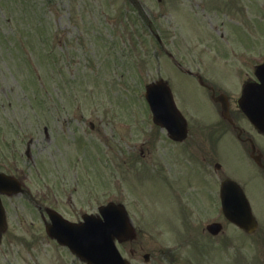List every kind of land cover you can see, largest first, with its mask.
<instances>
[{
    "label": "rangeland",
    "instance_id": "obj_1",
    "mask_svg": "<svg viewBox=\"0 0 264 264\" xmlns=\"http://www.w3.org/2000/svg\"><path fill=\"white\" fill-rule=\"evenodd\" d=\"M166 51L236 100L253 65L264 60V0H0V167L8 162L21 167L39 201L53 194L61 198L68 183L59 171L71 178L77 171L81 204L76 212L95 209L83 201L94 188L97 206L122 200L140 230L143 251L150 253L147 263L140 255L132 264H258L264 256L238 251L231 240L236 232L218 239L199 235L198 225L220 219L216 198L195 191L203 208L193 209L195 198L189 201L185 192L165 183L171 170L186 162L149 119L144 84L171 78L176 105L192 108L188 119L196 116L192 124L205 135L211 111L207 96L173 67ZM126 121L135 125L125 129ZM30 137L27 161L19 154ZM218 138L211 142L217 145ZM226 144L230 147V141ZM203 149L213 154L203 169L217 181L210 172L219 152L213 146ZM228 153L231 159L222 160L227 174L249 176L244 160L231 149ZM234 163L242 175L233 173ZM190 181L198 184L193 175ZM245 190L252 204L254 198L264 200L261 186ZM209 191L215 196L211 183ZM180 197L193 210L181 213ZM260 205L264 213V201ZM58 208L73 216L65 201ZM15 213L26 219L10 220L0 264H72L66 249L47 241L34 209L24 206ZM180 217L194 221L188 235Z\"/></svg>",
    "mask_w": 264,
    "mask_h": 264
},
{
    "label": "flooded vegetation",
    "instance_id": "obj_2",
    "mask_svg": "<svg viewBox=\"0 0 264 264\" xmlns=\"http://www.w3.org/2000/svg\"><path fill=\"white\" fill-rule=\"evenodd\" d=\"M207 87L208 89L214 91L216 95L222 94V90L217 85L211 86L208 84ZM228 112H229L230 121L228 120L229 122H227L225 121L226 119H224L223 117H220L222 120L220 121L221 123L219 122L220 124L218 123L220 125V128L216 130L222 135L228 134L230 136L228 139V141H230V147L228 144H226V140L222 138L224 136H219L221 137L220 138L221 143L220 144L217 143L216 145L215 143L210 142L209 138L199 137L200 136L199 132L197 133L192 132L191 127H188V132H189L188 138L182 141L181 143L174 142L169 139L166 140L170 142L171 145H174L176 149L178 150V151L174 150L173 156L175 155L177 151L178 157L183 159V162H186V166H182L180 167V169L178 168H176L175 170L172 169L170 177L168 180H165V183L169 187L173 186V190L177 193L185 192V194L190 197L189 201H191V198H195V205L193 209L198 208V206L203 208L202 203L196 198L194 194L195 191H196L195 193H197V191H202L203 197L205 194H207L208 196H210V200L212 199L214 200V198H216L217 205L215 207L220 209V199L218 197L219 190L221 187V183L226 179H231V180L233 179L239 185H241L244 190L246 186H248V188L253 187V189H255L256 186H261V189H264V168H263L264 167V143L261 142V139H264V137L256 134L257 132L247 122V120L242 116L239 109L231 105V99L229 100ZM216 124L217 123H214V126ZM193 129L199 131V129L197 128V125H195ZM252 144L255 149H252ZM205 146L207 149H208V146H213L214 150H217L219 152V154L216 153L215 155L217 158L219 157L218 161H215L213 163L212 172H210L212 173L211 174L212 176L218 175L219 178L217 181L215 179H212L211 181L210 174L204 171L205 168L203 169L204 166L202 165V163L203 162L206 163L208 159L212 158L213 156V154L212 156H210L208 152L205 149H203ZM230 149L233 152L231 153L232 156L238 157L239 159L244 160V162L247 165L245 167L251 171L249 176L247 174L242 175L240 174V172L237 173L238 172L237 169L239 167L236 163H234L236 168L232 169V171L233 173H235L236 171V173L242 175L241 177L243 178L242 179L238 178L236 174L234 176L231 175L230 173L227 174L229 169L222 160H225V157L228 160L231 159L228 153ZM222 150H224L223 153H222ZM252 153L254 156L259 158L258 160L259 164H257L255 161L251 159ZM19 157L21 158L24 157L27 161L32 158L30 156V159H29L24 154H21V155L19 154ZM2 161H5V160H2ZM177 161L178 160H175V162ZM179 162L180 161H178L177 163ZM3 165H4L3 167L4 169H0V170L6 173V175H10L16 178L21 183V190L19 193L10 194V195H7V194L1 195V200L3 203L4 209H5V219H6L9 229H10V226L12 225V224H9L10 220L14 219L15 222H19V219L14 217V215L22 217L21 220L23 218L24 220L26 219L25 216L18 215L17 213H15L16 208L18 210H21L24 206H26L27 208L34 209L37 215L36 224H39L40 226L44 227L45 224L52 222L51 218L49 217V215L51 216L54 215L52 211H55L56 213L66 218L67 220L76 223L81 220L83 215L94 214L95 210L97 211V208L99 207V205L101 206V204L97 206L98 196L94 188L93 191L87 192L83 201H85L87 205L91 204L89 205L90 209L94 207L95 209L90 210V211L87 210V212H83L82 210L76 212L77 206H80L81 204V200H80L81 199V196H80L81 181H80V176L77 171L72 172L73 173L72 178L70 176L69 177L65 176L62 171H59L60 176L65 179L64 180L65 184L68 183V186H67L68 191L64 187V190L62 193L63 198L61 197L62 199H64L66 205L70 208L71 212L73 213V216L68 217L64 215L58 208V203L64 202L61 198L55 197V195L53 194L52 199H49L48 196H46V199L41 197L42 200L39 201V199L35 198L32 195V191L29 189V187L25 183V180H26L25 173H24L25 171L21 167L18 168L17 164L15 163L11 164V162H8L7 164L5 163ZM125 165H126V161L123 162V167H125ZM127 172H128V169H127ZM174 172H176L179 177H182V178L186 177L187 179L183 180L182 183H179L178 182L179 179H182V178L175 177L174 179L173 178ZM191 175L195 176L198 184L191 183L190 181ZM172 178H173V184H172ZM210 183H211V188L212 189L215 188V196L211 195V191H209ZM250 183H252V185H249ZM216 190H217V193H216ZM19 196H21V198L23 199L21 200L19 198L18 204H16L14 200L15 199L17 200ZM76 197H77V200H76ZM178 200L181 204L180 205L181 210H182L181 213H183V210L185 212L189 210H193L190 208V204L187 205V201L181 200V197L178 198ZM263 201L264 200L260 202L259 200L254 198V203L252 204V207H253L254 215L256 217L255 219L256 226L252 233L250 234L245 233L235 224L229 222L224 217V215L220 212L219 213L220 219L218 218L216 220H212L206 223L204 227H201V225H198L195 223L196 227L197 225L200 226V228L197 227L198 228L197 230L199 231V235H201L200 234V231H201L203 233H206L211 239H218L221 236L223 237L226 236L228 231H232L233 233L236 232L235 235H232L233 238H231V240L233 242L238 243V245L236 246L238 251L245 249V251L248 250L246 251L248 253L252 252L253 255L255 256L263 257L264 256V213H263L262 205H260L259 207L256 206L258 204H263ZM187 219L189 218H185L186 221H183L182 223L183 225H186V224L191 225V223L193 224L194 221H192L191 219L189 220ZM211 222H216L219 224L217 228L218 232L215 235H211L206 230V226ZM34 223L35 222L30 221V224L32 225ZM189 229L192 230V228H189ZM138 231L140 232L139 229ZM8 233H6L4 236L8 235ZM139 238H140V234L133 242H126L123 244V246L125 248H128V251L133 255H135V249L133 247L134 244L135 245L139 244L138 245L139 251H142L143 249L142 244H140ZM47 241H49L50 243H53L55 247H58L55 241L50 240L49 238ZM76 263L78 262L76 261L75 258H73L72 264H76ZM254 264H256V260H254ZM258 264H264V261H260Z\"/></svg>",
    "mask_w": 264,
    "mask_h": 264
},
{
    "label": "water",
    "instance_id": "obj_3",
    "mask_svg": "<svg viewBox=\"0 0 264 264\" xmlns=\"http://www.w3.org/2000/svg\"><path fill=\"white\" fill-rule=\"evenodd\" d=\"M256 75L260 80L261 84H247L243 91L241 98L238 103L242 110L248 117L257 119L258 115L254 112L256 107H264V64L258 66L256 69ZM156 87H161L160 84H151L147 87L146 98L149 102V105L154 112V121H161L158 107L164 104L161 100L160 93L161 89H157ZM164 89V87H161ZM166 90V89H165ZM167 98L170 97L169 92H166ZM171 99V98H170ZM166 106L173 107V103L168 100ZM159 102V103H158ZM162 110V109H161ZM258 126L259 130L264 132V126L254 121ZM167 129L170 131V127L165 125ZM226 182L225 184H227ZM233 184V183H232ZM232 189V193L229 192L225 194L226 199V208H224L227 212L229 218L233 220H237L238 217H247L248 222L239 223V226L243 228H248L251 225V214L249 212L248 204L240 191L238 186H230ZM0 192H3V189L0 188ZM239 198L246 206L247 215H239L234 213L232 210L227 209L228 204L231 203L236 198ZM112 206H107L100 209L101 213L104 215V220H98L94 222L92 219H85L83 223L80 224H69L66 221L59 219L55 221L56 225L51 229L47 228V232L51 237H54L59 241V243L66 245L73 253H75L82 261H85L87 264H127L124 260H122L115 249L113 244V238L116 237L117 231L119 229L118 226L122 224L120 227H128V221L126 216L121 213L122 219L118 223L114 222L113 224H107L106 219V210L111 208ZM114 210L120 211L121 208L113 206ZM121 212V211H120ZM3 228V222L0 220V229ZM217 228V226H211L209 229Z\"/></svg>",
    "mask_w": 264,
    "mask_h": 264
}]
</instances>
